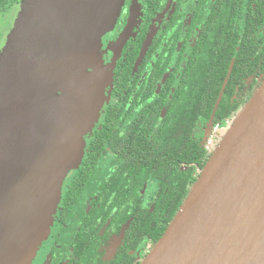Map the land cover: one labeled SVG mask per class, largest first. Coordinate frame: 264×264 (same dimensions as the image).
I'll return each instance as SVG.
<instances>
[{
  "label": "flooded vegetation",
  "instance_id": "obj_1",
  "mask_svg": "<svg viewBox=\"0 0 264 264\" xmlns=\"http://www.w3.org/2000/svg\"><path fill=\"white\" fill-rule=\"evenodd\" d=\"M22 4L0 0V56ZM101 55L108 99L30 264L146 257L200 174V147L235 117L220 103L241 108L264 80V0H124Z\"/></svg>",
  "mask_w": 264,
  "mask_h": 264
},
{
  "label": "water",
  "instance_id": "obj_2",
  "mask_svg": "<svg viewBox=\"0 0 264 264\" xmlns=\"http://www.w3.org/2000/svg\"><path fill=\"white\" fill-rule=\"evenodd\" d=\"M123 1L23 0L0 56V264H30L49 233L108 99L101 36ZM139 264H264V80Z\"/></svg>",
  "mask_w": 264,
  "mask_h": 264
},
{
  "label": "trees",
  "instance_id": "obj_3",
  "mask_svg": "<svg viewBox=\"0 0 264 264\" xmlns=\"http://www.w3.org/2000/svg\"><path fill=\"white\" fill-rule=\"evenodd\" d=\"M263 82V81H262ZM257 90V89H256ZM216 95H217V93H212L211 95L210 94H201V96H203L202 97V99L201 100H207L208 101V98H209V96L211 97L210 98V106L207 108V112L209 111V110H212L211 109V105H212V103L214 102V100H215V98H216ZM221 95V94H220ZM253 95V94H252ZM251 95V96H252ZM250 97V96H249ZM248 97V98H249ZM246 99V103H247V101L251 98H249V99ZM245 103V104H246ZM244 104V105H245ZM221 105H222V103H220V105H219V107H218V109H217V111H216V114H219V113H221V115L222 116H224V114H228L230 111H233V110H237V112H236V114H235V116L237 115V113L241 110V108L244 106H242L241 108H237L236 107V105L234 106V105H232V107L231 108H229V109H226V111H225V113H223L221 110H222V107H221ZM235 118V117H234ZM233 118V119H234ZM232 119V120H233ZM210 155H211V153L210 154H208V155H206L205 154V152L203 151V148L202 147H200V151H199V156H200V173H201V171H202V169H203V167H204V165L206 164V162H207V160L209 159V157H210ZM200 175V174H199ZM199 177V176H198ZM197 180V179H196ZM196 180H194L193 182H192V185L196 182ZM192 185L189 187V188H186V190H185V192H184V198H183V200H182V202L179 204V205H177L176 206V208H175V210L172 212V214H171V216H170V218L168 219L169 221H168V224H169V222L172 220V218L174 217V215L176 214V212L178 211V209H179V207H180V205L183 203V201H184V199H185V197L187 196V194H188V192L190 191V189H191V187H192ZM168 224L166 225V227L168 226ZM166 227H165V229H166ZM164 229V230H165ZM164 232V231H163ZM163 234V233H162ZM161 237V236H160ZM160 237H158L157 238V240L160 238Z\"/></svg>",
  "mask_w": 264,
  "mask_h": 264
},
{
  "label": "rangeland",
  "instance_id": "obj_4",
  "mask_svg": "<svg viewBox=\"0 0 264 264\" xmlns=\"http://www.w3.org/2000/svg\"><path fill=\"white\" fill-rule=\"evenodd\" d=\"M20 12H21V11H20ZM20 12H19V14H20ZM3 51H4V50L2 49V53H3ZM222 134H223V132L220 133V136H219V138L216 140V143L219 141V139H220V137L222 136ZM216 143H215V145H216ZM215 145H214V146H215Z\"/></svg>",
  "mask_w": 264,
  "mask_h": 264
},
{
  "label": "built area",
  "instance_id": "obj_5",
  "mask_svg": "<svg viewBox=\"0 0 264 264\" xmlns=\"http://www.w3.org/2000/svg\"><path fill=\"white\" fill-rule=\"evenodd\" d=\"M229 125H230V123L227 126L224 127L225 129L222 130V132H224L226 130V128H228Z\"/></svg>",
  "mask_w": 264,
  "mask_h": 264
}]
</instances>
